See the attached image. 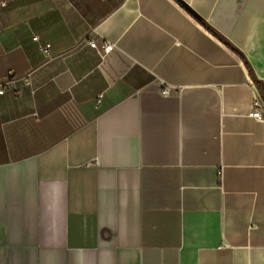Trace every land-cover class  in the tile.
Segmentation results:
<instances>
[{"label":"crops","instance_id":"0c3cea01","mask_svg":"<svg viewBox=\"0 0 264 264\" xmlns=\"http://www.w3.org/2000/svg\"><path fill=\"white\" fill-rule=\"evenodd\" d=\"M219 36L264 82V0L0 6V77L17 78L0 95V264H264L261 93Z\"/></svg>","mask_w":264,"mask_h":264},{"label":"built area","instance_id":"2783aa9c","mask_svg":"<svg viewBox=\"0 0 264 264\" xmlns=\"http://www.w3.org/2000/svg\"><path fill=\"white\" fill-rule=\"evenodd\" d=\"M8 1L9 0H0V6H6ZM34 39H37V37L36 38L34 37ZM88 43L91 47L95 48L99 54L109 53L115 48V44L109 41L99 46L95 38L89 39ZM39 49L44 54L46 61H49L53 58L51 43L47 42L44 44H40ZM31 75H32V72H29L23 78L27 85L32 84ZM159 80H160V85H161L160 92L163 95L169 94L171 89L175 87L174 85L168 84L163 79H159ZM16 81H17V78L15 77V73L12 70H10L6 76L0 77V95L6 94L9 87L12 86ZM16 92L20 93L19 90H16ZM249 115L257 120L264 121V99L262 96L259 95L254 99L253 104H252V109ZM218 179L220 182L223 181L222 171H220Z\"/></svg>","mask_w":264,"mask_h":264},{"label":"trees","instance_id":"16d2710c","mask_svg":"<svg viewBox=\"0 0 264 264\" xmlns=\"http://www.w3.org/2000/svg\"><path fill=\"white\" fill-rule=\"evenodd\" d=\"M219 37H221V36H219ZM221 38H222V37H221ZM222 39H223V41H224V42H225V43H226V44H227L232 50H234L235 52H237L238 54H240V55L245 59L244 55L242 54V52H241L237 47H235L232 43H230L229 41L225 40L224 38H222ZM245 62H246L247 66H248V68H249V70H250V73H251V75H252V77H253L255 83H256L257 86H258V89H259V91H260V93H261V96H262L263 99H264V82L261 81V80H259V79L257 78V76L255 75L253 69L251 68V66H250V64H249V62H248L246 59H245Z\"/></svg>","mask_w":264,"mask_h":264},{"label":"water","instance_id":"95a60500","mask_svg":"<svg viewBox=\"0 0 264 264\" xmlns=\"http://www.w3.org/2000/svg\"><path fill=\"white\" fill-rule=\"evenodd\" d=\"M204 23H205V21L204 20H202ZM206 24V23H205Z\"/></svg>","mask_w":264,"mask_h":264}]
</instances>
